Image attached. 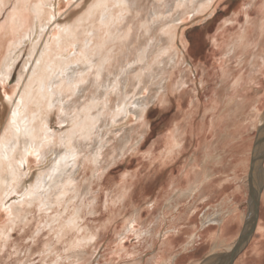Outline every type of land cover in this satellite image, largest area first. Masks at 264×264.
I'll return each instance as SVG.
<instances>
[{"label": "rangeland", "instance_id": "obj_1", "mask_svg": "<svg viewBox=\"0 0 264 264\" xmlns=\"http://www.w3.org/2000/svg\"><path fill=\"white\" fill-rule=\"evenodd\" d=\"M92 1L51 0L49 6L59 20L65 16L72 20L81 15ZM132 1V10L125 13L120 22L108 26L117 39L107 44L108 50L112 49V57L106 66L108 75L103 76V82L112 83L114 73L123 67L127 69V65L135 69L127 75L133 79L140 69L136 68L139 64L132 62H139L137 55L152 44L148 49L151 71L144 73L141 70L143 83L132 86L133 91L126 93L122 78L119 93L112 92L109 100L112 108L116 109L118 104L124 103L116 102V98L125 100L127 95V102H130L145 97L147 104L143 118L139 119L131 112L120 116L114 124H106L102 120L89 137L78 138L81 151L77 164L71 168L70 183L64 192L57 193L55 189L49 194L47 202L50 205L43 204L47 184L37 190L41 193L34 202L23 201L21 189L7 197L5 206L0 208V264H155L149 258L157 252L158 231L170 226L178 213L187 211L190 219L179 221L181 231L173 238V263L214 264L236 248L237 240L235 243L230 239L212 242L208 235L210 224L202 228V221L229 208L230 198L237 194L238 186L241 192L231 201L239 207L231 213L237 211L245 222L252 189L261 184L256 205V214L258 210L261 219H256L254 226L264 225V184L259 179L264 168V153L256 162L251 156L241 171L235 172L237 169L233 167V155L240 150H248L250 145L254 151L264 140V112L259 116L251 101L242 108L238 105L243 96L255 99L264 91V0H211L203 12L176 8V0ZM15 4V0H10L0 15V23L15 9ZM155 8L161 11L156 18L158 21L153 23L149 19L152 27L145 30L144 22ZM170 20L179 25L182 42L178 41L185 52L178 53L175 68L170 61L165 63L167 72L164 77H168L170 82L165 90L157 93L156 75L155 78L151 76L160 71L163 63L158 61L163 57L166 59L167 54L155 57L154 52L162 35L160 29ZM27 25L30 26L29 23ZM247 28H251L253 33L244 37L243 32ZM103 34L109 37L110 33L105 31ZM51 35L45 30L39 43L44 45ZM34 36L35 33L31 34V39ZM241 39L246 47L235 48ZM40 44L28 63L25 59L28 58L30 44L25 45L26 49L21 52L5 87H0L1 94L5 90L17 98L21 86L19 74L27 75ZM72 52H75L74 48ZM91 70L82 83L83 92L58 93L56 104L47 118L48 131H55L60 136L74 112L90 101L97 94V89L103 90L96 85V73ZM203 76L205 80L201 83ZM183 77L185 83L180 87L179 81ZM238 77L241 78L240 83L234 86ZM122 96L125 99L120 98ZM210 96H218L213 114L206 103ZM194 100L200 105L193 119L202 122L201 119L205 118L199 134L204 142L201 143L203 148L197 155L194 153L196 141L190 134L184 135L187 120L182 115L191 108ZM4 106L0 113L5 114L1 115L2 124H5L11 108L6 103ZM177 126H180L178 130ZM138 128L140 131L136 130ZM174 130L182 139L183 148L167 160L165 139ZM54 148L57 149V159L47 151L45 157L31 156L28 166H22L23 173H28L24 178L26 184L30 180L36 183V176L43 174V166L49 156L54 157L53 163L58 161L64 145L59 140ZM194 160L197 180L207 174L215 180V191L204 197H200V189L191 192L192 186L186 181L178 185V179H173L172 183L170 180V177L183 178L182 174L188 168L193 172ZM73 186L76 190L71 188ZM162 189L170 190L169 194L161 199L158 207L151 209V202ZM130 219L138 221L128 223ZM144 229H150L151 233L138 236L137 232ZM263 232L258 230L244 241L232 264L235 260L237 264H264ZM193 233H197L194 241L183 249Z\"/></svg>", "mask_w": 264, "mask_h": 264}, {"label": "bare ground", "instance_id": "obj_2", "mask_svg": "<svg viewBox=\"0 0 264 264\" xmlns=\"http://www.w3.org/2000/svg\"><path fill=\"white\" fill-rule=\"evenodd\" d=\"M17 1L18 0H15V9L7 15L4 22L0 23V87H5L4 85H6L21 52L26 49L25 45L30 44L29 55L28 58L25 59L28 63V61L30 62L32 53L36 50V46L40 44L39 41H41L43 32L46 30V32H51L52 35L49 39L44 41V45L40 44L41 48L38 50L36 57L34 56L35 58L29 67L27 75L24 77L23 72L19 74L21 86L16 96L17 98L15 99L7 94L5 90H3L2 94L0 93V113L2 108L5 107V103L11 106V108H9L10 114L7 116L8 118L5 124L1 123V115L5 114L0 115V208L5 206L7 197L11 193H17L19 189L22 190L21 195L23 201L34 202L35 199L39 198L41 193L37 190L41 185L44 186L45 184H47V192L45 195L46 201L43 204L50 205V203L47 202L49 194L55 189H57V193L64 192L67 189V184L70 183L71 168L77 162L81 151V144L78 138L89 137L93 133V130L100 125H97V123L102 120H105L107 122L106 124H114L120 116H126L131 112L139 119L143 118L144 108L147 104L145 97L141 99L136 98V100L127 102V95L125 96L126 99L123 96L133 91L132 86H139L143 83L142 71H144V73L145 71H147V73L151 71L148 65V49L152 44L137 55L139 62H132V64H139L136 68L140 69L133 79L127 75L130 71H134L135 69H132L134 68L133 66L128 68L129 65H127L125 66L127 69L123 67L120 71L118 70V72L116 71L114 73L112 83L103 82V76L105 74L106 76L108 75L105 73V70H107L106 66L110 64V59L112 57L110 53L112 49L108 50L107 44L117 39V35L113 34L108 26L120 22V20L124 18V14L132 10L134 1L93 0L81 15L72 20L67 16L59 20L55 12L50 9L49 4L51 0ZM210 1L211 0H176L175 7L182 8L184 11L191 9L195 12H203L209 7ZM9 2L10 0H0V15ZM160 14V9H153V12L150 14L151 16L144 22L143 26L145 30H150L149 28L152 27L148 20L150 19L154 23L158 21L156 18ZM177 17L179 18V16ZM172 20H170L171 22H169V24H166V26L160 29L162 35L158 47H156L154 52L155 57L167 54L166 59L163 57L162 60L158 61L159 63H163V66L160 67V71L151 76L155 78L156 75L154 84L157 86L155 87L157 93L165 90L168 86V82H170L168 77H164V73L167 72L165 63L170 61L172 68H175L178 64V53L181 52L184 54L185 52L181 50V45L178 41L180 40V42H182L181 37H179V25L174 24ZM28 23L30 25L29 27H27ZM250 30L251 28L244 30L243 36H251L253 32L251 33ZM54 31H57V33H54ZM105 31L110 33L109 37L103 34ZM33 33H35V36L31 39V34ZM245 47L246 45L241 39L235 48L244 49ZM73 48L75 52H72ZM32 58L33 57H31V60ZM26 62H24V65H27ZM140 62H144V64L142 65L141 63L140 65ZM91 69H94L95 72ZM90 70L96 73V77L94 78L97 83L96 85L98 87H103V90L100 91L97 89V94L94 96L92 95L93 97L90 101L84 103L80 109L76 108L75 114L73 113V117H70L71 119L69 121L67 120V128L60 136L59 134L57 135L55 131H48L49 126L47 125V118L50 114V109L56 104L55 101L58 99V93L62 95L65 91L72 93L75 90L83 92L82 83L89 77ZM223 73L225 74V71H223ZM168 75L171 76L170 73ZM204 76L201 79V83L205 80ZM122 78L124 79L123 82L125 85H123V88L126 93L122 94L123 96L120 98H124L126 101L116 98V102L120 100L124 101V103L121 102L116 109H113L112 104L109 103L110 94L112 92H118L120 85L123 84ZM90 79L92 80L91 77ZM109 79L108 77L107 80ZM240 80L241 78L238 77L234 82V86L238 85ZM179 82L180 87H183L185 83L184 77ZM217 101L218 96H210L207 99L206 103L207 106H209L208 110L212 111V114L214 113ZM250 101L254 110H256L260 116L262 112H264V108H262L264 107V91L258 94L255 99L243 96L239 100L238 105L242 108L246 104H249ZM199 105L200 103L194 100L191 104V108L188 111L182 112V115L187 120L183 132L185 136L190 134L196 141V151L194 152L196 155L202 152L201 150L203 147L201 143L203 140H200L199 134L200 131H202V124L205 123V118L201 119L202 122H195L193 119L194 112ZM179 128L180 126H177V130ZM136 130H139V128ZM178 136L179 134H177L175 130L166 136L165 143L168 149L167 160L183 148V141ZM129 137L131 138V135ZM59 140L61 144L64 145V149L62 154H59L58 161L53 163L52 160L57 155V149L54 147ZM205 147L208 148L207 145ZM248 148V150L243 149L236 155H233V167L237 169L235 172L238 170L241 171L242 167L244 168V166L249 163L250 158H252L251 156H254L255 161L253 162L263 157L264 141H262L254 151L252 145ZM47 151H50L54 157L49 156L47 162L44 163L45 165H42L44 169L43 174H37L35 184L32 183L31 180L29 184H26L25 176H28V173H23L22 166L25 164L28 166L31 156L38 158L45 157ZM194 163L193 172V169L191 170L188 168L184 170L182 174L183 178L170 177V180L172 183L173 179H178V185L186 181L187 185L192 186L190 188L191 192L200 189L202 192L199 195L200 197H204L209 195V192L215 191V180H211V175L208 174L203 179L197 180L198 176L195 168V160ZM253 173L255 175L256 172L254 171ZM259 176H261V178H259L260 182L264 184V168ZM260 187L261 184L255 187L254 190H259ZM71 188L76 190V186ZM169 191L170 190L167 189L160 190L157 198L150 204L151 209L158 207L161 199H165ZM252 197L249 202V213L246 217V219L250 220L256 215V204L253 202ZM172 199L173 198L168 199V204L171 203ZM8 207H10V205ZM178 209L179 207L176 208V211ZM233 210L234 208L229 207L220 213L217 212L214 215H210L206 220L202 221L201 227L209 223L218 225L221 224L224 219H230L231 217V219H233L234 214L231 213ZM163 213H165V211ZM163 218L167 219L164 214ZM173 219H190V216L187 211L186 213H178ZM137 221L138 219H130L128 223ZM128 229L130 230V227H128ZM162 230L160 229L157 233L159 239L157 252L149 259L155 264H174V256L166 255L164 252L167 246V240L164 235L165 232L162 233ZM148 233H151L150 229L139 230L137 232L138 236L141 234L147 235ZM195 237V234H191L185 246L192 244ZM230 256L231 254L225 261L229 260L228 258H230Z\"/></svg>", "mask_w": 264, "mask_h": 264}, {"label": "crops", "instance_id": "obj_3", "mask_svg": "<svg viewBox=\"0 0 264 264\" xmlns=\"http://www.w3.org/2000/svg\"><path fill=\"white\" fill-rule=\"evenodd\" d=\"M253 142H255V141H253ZM235 191L237 192V194H239L241 192V189L239 188V186L236 188ZM237 194L234 193V195H232L230 199L233 201V199L237 198L236 197ZM231 200L229 201V203H230V207L234 208V210L232 211V212H234L237 209V207H239V206L234 205V203ZM243 203H246V201ZM255 216H256V219H261L259 216L258 210H257V214ZM231 218L230 219H224L222 221V223L218 224V225H214L212 223H209L211 227L209 226L208 235H209L212 242L216 243L218 241H228L230 239V240H235L234 241V243H235L236 240H238V238L241 234V231L243 229V226H244V219H240V215L238 214L237 211L234 213L233 219H231ZM163 220L165 221V219H163ZM183 220L184 219H172L170 222V226L167 225L165 227V229L162 230V233L165 232L164 235H165V238L167 240L166 241L167 246H166V249L164 252L166 255L174 256V258H175V255H174L175 249H174V244H173V238H174L175 234H178V232L181 231V229L178 228V225H179V221L181 222ZM167 221L168 220L166 219V222ZM177 221H178V223H177ZM262 224L260 223V225H258V223H257L258 226L253 225L254 226L252 229L253 231H251V234L249 236L251 237L252 234L258 230L264 231V225H262ZM193 234L196 235L197 233H193ZM263 234H264V232H263ZM249 236H248V238H249ZM182 248L185 249L186 246L184 245V246H182ZM229 255H226V257L223 260L225 261V259H227V257ZM231 264H232V262H231ZM233 264H237L236 260L233 262Z\"/></svg>", "mask_w": 264, "mask_h": 264}, {"label": "water", "instance_id": "obj_4", "mask_svg": "<svg viewBox=\"0 0 264 264\" xmlns=\"http://www.w3.org/2000/svg\"><path fill=\"white\" fill-rule=\"evenodd\" d=\"M253 180V175H252V179H251V182ZM254 190V189H252ZM259 190L256 189L254 190L253 192V202H255L256 205H258V195H259ZM255 221H256V216L254 215L253 219H246L245 222H244V226H243V229L241 231V234L239 236V239H238V243L236 244V249H234L233 251H231V256L230 258H228L229 260L227 261H224L223 259L220 260V261H217V263H214V264H231V262L233 261L234 257L236 256V254L238 253V251L240 250V248L242 247L241 245L244 243V241L247 240L248 236H249V233H250V230L252 229L253 225L255 224ZM241 246V247H240Z\"/></svg>", "mask_w": 264, "mask_h": 264}]
</instances>
